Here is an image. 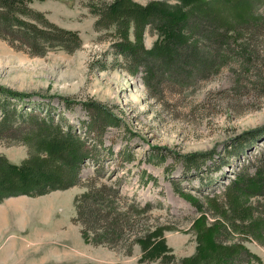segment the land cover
I'll use <instances>...</instances> for the list:
<instances>
[{
    "label": "rangeland",
    "instance_id": "374dc122",
    "mask_svg": "<svg viewBox=\"0 0 264 264\" xmlns=\"http://www.w3.org/2000/svg\"><path fill=\"white\" fill-rule=\"evenodd\" d=\"M112 1L31 3L78 32L82 44L73 52L34 56L0 38V87L35 93L23 107L71 127L91 151L77 185L27 203L29 211H46L44 220L26 216L15 230L23 240H42L32 264H264V194L247 188L264 168V136L244 138L264 129V0H131L191 14L183 28L193 56L149 74L144 58L116 53V24L97 25V8ZM161 21L141 30V45L155 55L165 51ZM94 102L118 125L96 119L91 127L87 104ZM202 153L212 158L188 169L185 157ZM0 154L21 165L29 147L0 142ZM102 184L130 211L126 237L115 245L95 244L90 234L86 240L74 221L77 200Z\"/></svg>",
    "mask_w": 264,
    "mask_h": 264
},
{
    "label": "trees",
    "instance_id": "16d2710c",
    "mask_svg": "<svg viewBox=\"0 0 264 264\" xmlns=\"http://www.w3.org/2000/svg\"><path fill=\"white\" fill-rule=\"evenodd\" d=\"M33 1L0 0V38L34 56H44L56 48L68 52L78 49L82 44L78 32L51 22L44 12L31 6ZM97 15V25L111 27L116 24L120 33L119 40L113 43L116 53L135 63L136 59L144 58L141 63L148 74L155 66L166 64L176 68L184 65L195 51L183 28L191 15L188 12L166 10L161 5L141 6L131 0H114L102 3L97 8ZM160 21L163 25L160 50L165 51L155 55V49L146 50L141 45V30L146 24ZM132 26L134 39L130 37ZM34 95L0 87V142L8 145L23 143L29 147V158L21 165L11 163L7 156L0 154V203L10 197H38L77 185L80 164L91 156V151L83 146L84 141L69 130L71 127L64 129L62 124H55L54 118L40 116L35 107H29V110L23 107L30 106ZM87 105L94 112L91 127L96 119L118 125V119L100 102ZM263 131L261 128L249 131L244 138L255 142L264 136ZM242 148L243 145L239 147ZM209 153L186 156L187 168L199 170L206 159L212 158ZM132 160L133 157L127 158V162ZM263 173L264 168L260 176L248 179L247 186L252 188L246 185L236 188L247 187L252 193L264 194ZM117 197L118 192L102 184L89 185L87 192L77 200L74 221L81 224L86 240L90 234L95 244L115 245V240L126 237V230L131 225L130 211L118 206Z\"/></svg>",
    "mask_w": 264,
    "mask_h": 264
},
{
    "label": "crops",
    "instance_id": "0c3cea01",
    "mask_svg": "<svg viewBox=\"0 0 264 264\" xmlns=\"http://www.w3.org/2000/svg\"><path fill=\"white\" fill-rule=\"evenodd\" d=\"M39 199L20 195L7 198L0 203V264H32L40 254H43L42 240L38 236L23 240L20 234L16 235L15 231L26 216L30 215L32 218L44 220L46 216L44 208L41 212L34 213L27 207V203L31 205L32 201H39ZM14 235L17 236V239H14Z\"/></svg>",
    "mask_w": 264,
    "mask_h": 264
}]
</instances>
